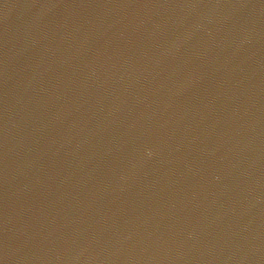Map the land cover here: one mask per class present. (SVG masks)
I'll list each match as a JSON object with an SVG mask.
<instances>
[{"label":"water","instance_id":"obj_1","mask_svg":"<svg viewBox=\"0 0 264 264\" xmlns=\"http://www.w3.org/2000/svg\"><path fill=\"white\" fill-rule=\"evenodd\" d=\"M22 207L19 0H0V264H22Z\"/></svg>","mask_w":264,"mask_h":264}]
</instances>
